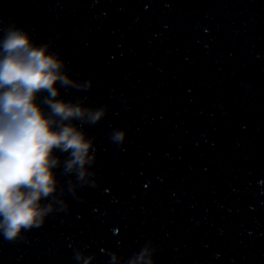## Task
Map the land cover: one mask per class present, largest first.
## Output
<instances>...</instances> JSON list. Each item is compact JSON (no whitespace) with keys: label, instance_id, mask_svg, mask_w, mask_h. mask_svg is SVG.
Wrapping results in <instances>:
<instances>
[{"label":"clouds","instance_id":"9594fccd","mask_svg":"<svg viewBox=\"0 0 264 264\" xmlns=\"http://www.w3.org/2000/svg\"><path fill=\"white\" fill-rule=\"evenodd\" d=\"M0 33V235L15 242L43 226L50 214L68 210L56 169L75 177L67 181L73 196L78 187L96 185L95 137L84 126L101 122L109 109L86 105V96H61L62 88L90 90L93 81L74 79L60 53L50 50V41L35 43L15 23L0 27ZM126 136V130L114 129L110 139L122 145ZM57 153L67 155L61 159ZM156 250L149 240L124 264H154ZM109 255L111 264L123 259ZM94 258L75 251L82 264Z\"/></svg>","mask_w":264,"mask_h":264}]
</instances>
